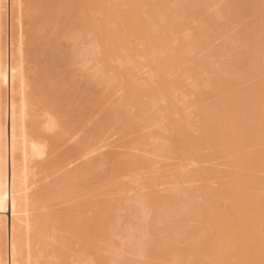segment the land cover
<instances>
[{
	"label": "rangeland",
	"instance_id": "374dc122",
	"mask_svg": "<svg viewBox=\"0 0 264 264\" xmlns=\"http://www.w3.org/2000/svg\"><path fill=\"white\" fill-rule=\"evenodd\" d=\"M237 2L22 0L30 125L57 153L30 190L56 223L39 264H264V0Z\"/></svg>",
	"mask_w": 264,
	"mask_h": 264
},
{
	"label": "bare ground",
	"instance_id": "6f19581e",
	"mask_svg": "<svg viewBox=\"0 0 264 264\" xmlns=\"http://www.w3.org/2000/svg\"><path fill=\"white\" fill-rule=\"evenodd\" d=\"M233 1H235L236 3L238 0H233ZM68 2H66V4ZM21 6H23L22 0H0V264H39L38 263L39 260L32 253L34 252L33 247L36 245V243L33 242V233L36 232L35 231L37 230L36 227H38L39 224L45 226V223H47L42 220L48 219L46 217L47 215L45 216L46 214L45 212L49 211L51 204L49 203V197H47L48 196L47 187L41 186L35 191H30V190H31V186L36 184L35 182L40 179V176L42 174L47 173L51 168H53L57 159L55 158L56 157L55 154L57 153L55 152V150H53L55 149L53 147L54 145H52L53 142L46 137L38 135L36 132H34L35 130L33 131L32 126L30 125V119H31L30 117L32 115V111L30 110L31 101L29 100L30 98L28 95L29 89L27 88L28 80H25L26 77L23 70L24 69L23 52L25 50H23L22 47L24 41L23 39L21 40V34H22V31L20 29L21 27L20 18L22 17ZM92 9L93 8L91 7V10ZM123 15L124 14H122V16ZM147 18L152 20L153 23L156 25L158 21L159 24L162 23L161 25L158 24V26L161 27L164 31H166V28L168 26H170L169 24L168 25L165 24L164 16L160 13H158L157 15L154 10L150 11L147 14ZM81 20L79 22L82 23ZM122 20H124V18H122ZM95 25L96 24H94L93 27H95ZM78 28H80V26ZM78 28H75L76 29L75 31L80 30ZM103 41L105 43V40ZM93 42L95 43V41ZM96 46L99 45L97 44ZM141 47L142 46H140L139 48ZM96 49L97 48H95V50ZM140 54H142V52H140ZM130 61H128L129 66L131 64ZM134 63H137V61L134 62L133 60V65H135ZM146 118L148 120L149 116ZM54 124H56L54 122V119L50 118L49 116V118L46 120V126L51 127ZM148 124L150 123L148 122ZM88 145L89 144L87 143L85 146H83L82 150L83 148H86V146ZM39 157L40 158L44 157L47 160L44 159L45 162L42 161L39 163L36 160ZM86 166L87 165H85L84 168ZM82 169L83 168H81L79 165L78 168L74 169L72 174L77 173L79 175V172ZM84 171L86 172V169L82 170V173ZM49 218H53V217L50 216ZM19 221H22L23 223V229L21 230H20L21 227ZM48 221L50 222L49 219ZM50 223H54V221L53 222L51 221ZM54 224L56 225V223ZM52 225L51 227L53 228L54 226ZM56 228L58 229V227ZM56 228L54 227L53 230L55 231ZM43 229H42V233L45 230ZM50 232L52 233L50 235H54L52 230H50ZM58 235L60 234L58 233L55 236L57 237ZM53 239L56 238H54L53 236ZM85 240L83 242H85ZM48 246H51V248H49ZM56 247L54 249L52 245H47V243H46V247L44 246L45 249L47 248L46 249L47 252L49 251V249H52L49 251L50 253H53L54 250H56ZM41 251L45 255L46 251H43V249H41ZM50 253L49 255L47 254V256L56 257L55 253L54 255L53 254L50 255ZM81 254L83 256V252ZM55 257L53 258L55 259ZM85 259L88 260V257L86 256L85 258L81 257L83 263L85 262ZM83 263L81 262V264Z\"/></svg>",
	"mask_w": 264,
	"mask_h": 264
}]
</instances>
